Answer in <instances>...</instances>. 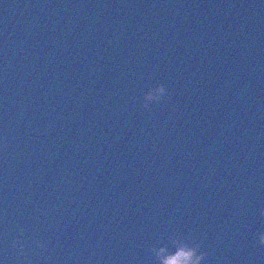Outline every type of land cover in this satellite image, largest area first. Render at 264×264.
<instances>
[{"label":"water","instance_id":"water-1","mask_svg":"<svg viewBox=\"0 0 264 264\" xmlns=\"http://www.w3.org/2000/svg\"><path fill=\"white\" fill-rule=\"evenodd\" d=\"M261 209L264 0H0V264H264Z\"/></svg>","mask_w":264,"mask_h":264},{"label":"clouds","instance_id":"clouds-1","mask_svg":"<svg viewBox=\"0 0 264 264\" xmlns=\"http://www.w3.org/2000/svg\"><path fill=\"white\" fill-rule=\"evenodd\" d=\"M168 92V86L164 82H158L152 84L147 91L144 92L143 95V106L145 108H148L152 102L161 100L163 97L167 95ZM260 214L264 215V209L260 210ZM259 241L264 244V232L259 233ZM175 242L180 245L182 248H186L188 252L187 259L190 261V264H201V261L203 260L205 253L203 251H197V248L199 247L197 244L188 245L184 243L181 239H176ZM13 246L19 245V237L14 238L13 240ZM155 249V246L153 247V250ZM166 264V262H165Z\"/></svg>","mask_w":264,"mask_h":264}]
</instances>
